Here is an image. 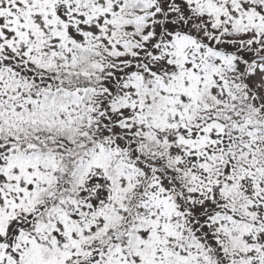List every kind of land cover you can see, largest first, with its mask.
I'll return each instance as SVG.
<instances>
[{
	"label": "snow or ice",
	"instance_id": "obj_1",
	"mask_svg": "<svg viewBox=\"0 0 264 264\" xmlns=\"http://www.w3.org/2000/svg\"><path fill=\"white\" fill-rule=\"evenodd\" d=\"M0 264H264V0H0Z\"/></svg>",
	"mask_w": 264,
	"mask_h": 264
}]
</instances>
